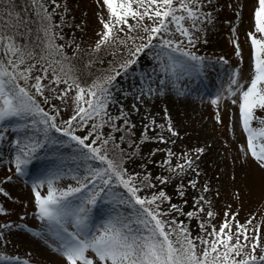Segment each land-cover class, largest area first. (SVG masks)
<instances>
[{
	"label": "snow or ice",
	"instance_id": "snow-or-ice-1",
	"mask_svg": "<svg viewBox=\"0 0 264 264\" xmlns=\"http://www.w3.org/2000/svg\"><path fill=\"white\" fill-rule=\"evenodd\" d=\"M49 3L51 9L43 0H30L36 22L33 36L16 0H0V160L8 165L0 177V194L9 197L4 185L14 179L30 181L32 211L22 212L20 218L33 216L39 222L38 229L10 219L0 222V247L8 243L5 232L22 228L59 254L62 264H264V213L260 222L255 212L241 221L238 211L229 207L218 224L212 223L217 213L209 198L211 188L207 180L200 182L203 170L197 163L204 145L182 154L166 149L162 160L141 156L142 142L171 144L179 135L166 107L165 122L146 113L139 140H133L132 117L140 114L141 105L147 107L157 92L166 90L187 97L190 93L179 88V81L205 78L213 62L227 63L223 55L205 57L196 47L206 43L202 37L207 26L215 23L214 13L225 5L219 0L216 7L213 0H96V39L81 67L90 71L97 62L103 65V59L97 61L101 52L112 57L118 53L119 58L97 69L90 83H81L80 68L69 59L77 56L80 45L67 53L65 45L56 42L57 37L63 39L58 29L65 17L54 20L60 4ZM227 7L235 15V22L225 21L231 25L233 55L242 63L237 25L243 0H228ZM244 36L250 46L248 76L241 78L240 65L230 68L228 81L209 98L217 123L222 105L229 112L238 109L244 136L239 159L251 158L264 170V115L258 114L264 113V0L252 5ZM142 54L151 58V67L127 91L118 90L116 78L134 67ZM129 94L133 102L126 106L120 97ZM69 107L65 118L62 110ZM165 131L169 135L162 134ZM148 163L162 166L164 172L153 174ZM173 177L183 181L175 185L177 197L185 196L186 187L198 193L187 210V201L174 203L165 190ZM66 178L72 182L63 183ZM234 196L239 199L238 189ZM101 201L108 208L97 222L93 210ZM8 212L0 206V215ZM180 216L185 219H177ZM192 220L196 233L188 224ZM0 259L21 257L0 251ZM22 264L31 261L23 259Z\"/></svg>",
	"mask_w": 264,
	"mask_h": 264
},
{
	"label": "rangeland",
	"instance_id": "rangeland-1",
	"mask_svg": "<svg viewBox=\"0 0 264 264\" xmlns=\"http://www.w3.org/2000/svg\"><path fill=\"white\" fill-rule=\"evenodd\" d=\"M22 2V6L27 5L28 17L33 12L30 0H18ZM48 4L49 9L53 7L49 0H43ZM60 7L54 13V20H59L61 15L65 17L62 26L58 31L63 36V39L57 37L58 44H64V51L71 53L75 44L80 45V50L75 58L69 57L74 64L80 68L79 79L81 83H90L91 77L96 74L97 69L103 70L109 59H118L112 57L109 53L105 56L103 52L97 57L104 60V64L96 63L95 67L90 71L83 69L81 66L88 59V53L91 52L89 45L96 39V14L98 5L96 0H58ZM235 4L238 0H232ZM255 0H243L244 8L241 17V22L237 25V35L243 50V62L237 59L234 55V46L230 43V24L225 21L235 22V15L232 8L227 7L228 0H219V4L225 5L214 13L215 23L208 25V31L203 35L202 39L206 43L197 44L198 53L205 57H219L223 55L227 63H214V68L205 78H199L194 81L184 79L178 82L180 89H187L190 93L187 97L179 96L175 92L166 90L161 94L157 92L155 98L148 101V106H140V114L133 115V123L135 125L136 135L133 140H139V134L142 130V122L147 123L144 119L146 113H150L158 123L165 122L164 109L168 110L169 118L173 126L177 128L179 135L172 137L174 143H161L158 140L144 141L139 145L141 156L146 159L155 161L162 160L166 155V149H171L174 154H182L188 149L204 145L205 151L200 155L197 162L203 170L201 172L200 182L207 180L211 188L210 199L213 201V210L217 213L212 218V223L218 224L223 217L225 208L230 207V211H238L241 221L245 220L252 212L256 213V219L260 222L261 214L264 213V170L257 167L255 162L249 158L247 162L239 159L238 145L244 140L242 129L238 127V109L232 107V111L226 110L221 106V122L215 120V109L211 104L209 94H215L217 89L221 87L222 82L226 83L230 74V68H235L240 65L242 69L241 78H246L249 74L250 63V46L245 43L244 33L250 23V10ZM214 7L217 6V0H213ZM65 8L67 11H65ZM32 17V16H31ZM83 21L84 23H81ZM79 25V27H77ZM72 41V44L68 42ZM152 60L146 54H142L138 58V63L132 67L126 74L122 73L116 79L117 89L127 91L133 86L134 81L139 82L140 75L145 68L151 67ZM171 89V85L168 86ZM122 103L130 106L133 102L131 94L125 99L120 97ZM230 105V101H227ZM118 105L111 109L118 110ZM64 116L70 114L71 108L63 109ZM264 115V113H258ZM229 116H231V130L229 127ZM110 130V129H106ZM82 131V130H81ZM155 133H160V129H155ZM153 134L152 132L149 133ZM164 135H169L166 131ZM126 148V144H122ZM133 147H136L133 144ZM156 149L155 152L152 150ZM139 161L140 157H136ZM176 155H173L172 160L175 162ZM8 165L0 160V177L7 172ZM148 168L153 174L164 172L162 166H157L148 163ZM35 171V169H33ZM171 175V174H169ZM70 179H65L63 183H71ZM180 179L173 177L165 190L172 195L174 203L183 204V208L187 210L192 206V197L198 193L190 187L185 188V196L177 197L175 193V185L181 183ZM9 192V197H4L0 194V206L9 209L7 215H0V222L5 220H13L18 224H27L30 227H39V222L33 216H25L20 218V214L24 211L31 212L32 205L30 200V181L25 183V179H14L4 185ZM239 190V199L234 196L236 190ZM220 195L217 196L216 193ZM24 201H28L25 208ZM239 205V208L237 207ZM108 205L101 201L94 206L93 218L99 222L107 213ZM170 215H176L171 213ZM177 219H185L180 216ZM188 224L193 233L197 232L195 221H188ZM260 231L264 235V222H260ZM5 238L8 240L6 246L0 247V251H4L9 256H19L21 260L6 261L0 259V264H22L23 259H28L31 264H62L59 254L52 251L50 247L45 245L44 241L33 234L27 233L22 228L12 229L11 233L5 232Z\"/></svg>",
	"mask_w": 264,
	"mask_h": 264
},
{
	"label": "trees",
	"instance_id": "trees-1",
	"mask_svg": "<svg viewBox=\"0 0 264 264\" xmlns=\"http://www.w3.org/2000/svg\"><path fill=\"white\" fill-rule=\"evenodd\" d=\"M16 7L17 9L23 14V15H26L27 17L29 16L28 13H27V5L25 4V7L22 6V2L16 0ZM31 16L28 17V20L26 22V27H30L33 29V32L31 33V35L35 36L36 35V22H35V17L33 15V12L30 13ZM19 35V34H18ZM23 35L24 36H28L29 33H27L26 31L23 32ZM38 41H33V43H36ZM0 55H2V51H0Z\"/></svg>",
	"mask_w": 264,
	"mask_h": 264
}]
</instances>
